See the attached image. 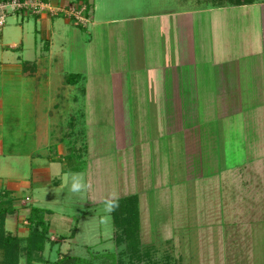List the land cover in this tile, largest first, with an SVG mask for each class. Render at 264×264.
Instances as JSON below:
<instances>
[{
	"label": "rangeland",
	"instance_id": "obj_1",
	"mask_svg": "<svg viewBox=\"0 0 264 264\" xmlns=\"http://www.w3.org/2000/svg\"><path fill=\"white\" fill-rule=\"evenodd\" d=\"M93 3L97 7L93 18L121 19V23L117 21L108 25L107 30L114 36L113 31L121 28V38L127 43L145 44L147 61L156 59L159 53L158 47L151 45H160V50L164 48L165 24L170 29L167 39L174 36L177 41L179 38L188 41L190 34V40L195 44V65L193 68L190 65L192 69L189 72L197 83L195 101L190 100V92L173 96L170 104L176 109L175 106H182L183 101L182 109L187 114V104L196 103L201 124L198 152L202 156V167L196 169L201 170L203 176L196 178L194 172L190 177L187 175L181 135L175 134L172 144L169 143L170 138H164L167 144H158L163 145L161 153L153 150V144L136 142L137 131L145 130L146 124L150 125L148 119L152 120L159 112L156 106L151 108L150 104L147 107L149 96L145 89V74L150 62L121 64L124 72L129 68V73L135 72V79L141 77L139 86L134 87V95L127 96L130 105L129 110L124 112L135 137L131 136L132 142L123 147L121 108L117 105L122 99L116 77L118 63H107L105 58L103 61L95 59V63L93 57L87 56L88 48H84V44L64 47L67 48L66 52L57 55V60L48 66L42 64V68L47 69L46 74L39 73L33 81L35 84L22 86L24 96L19 95V79H5L11 83L6 84L11 86L7 92L17 90L19 93L14 92L15 98L12 99L21 118L20 124L11 125L12 128L6 130L8 133L14 131V137L18 140L10 138L7 141L5 131V152L8 146L13 145L15 153L34 152L53 157L61 133L66 128L73 132L71 138H66L68 142L64 139L71 150L63 158L66 173L62 179L63 186L48 188L40 193L42 206H34L42 210L37 215L34 213V217L42 216L49 230L54 226L55 234L48 230L49 243L43 254L45 262L32 264H52L66 254L88 264H112V255L118 257L123 248L117 247L113 238L115 230L110 216L111 202L133 193L138 194L140 199L141 236L143 244L148 247V250L144 248L143 252L147 253L137 264H264V219L261 220L264 211L261 212L259 207L262 204L264 210V203L258 196L252 199L250 208L252 212L255 211L253 220L248 218L250 215L246 212L239 209L234 211L229 205L222 207L225 217L220 219L215 207L219 196L214 190V184L218 187L215 176L219 177L217 173L220 168L224 172L226 154L230 156L231 152L227 117L222 113L224 119L219 120V106L222 112L228 108L231 110V106H240L242 112L237 114L240 117L242 113L241 127L247 139L240 143L245 160L248 162L261 156L260 161H264V95L250 93L258 76L255 77L259 67L257 64L264 57L263 47H260L264 39V30L258 22L260 9L228 8L208 13L204 9L209 6L197 0H94ZM196 9L200 13L192 15L191 20L179 15ZM166 14H174V17H168L165 23L162 18ZM175 14L179 16L175 17ZM17 18L8 17L0 29V62L5 61L10 65L16 64V57L26 59L29 54H34L35 58L39 56L37 49L29 54L24 53L32 41L38 45L34 29L39 30V27L35 26V17L30 16L23 21V33L15 27L22 25L17 23ZM185 23L189 26L188 31L175 37L176 30L173 29L179 26L182 29ZM22 37L24 42L21 46ZM80 39L85 43L84 33H81ZM13 41L18 42L21 50L7 48ZM36 65H41L38 58ZM237 71L239 88L233 90L237 94L226 96L227 77L224 75L231 72L235 76ZM75 72L86 76V97L78 92L81 84L71 89L65 87L66 78ZM2 75L5 77L7 74ZM129 80H132L131 76ZM217 84L221 85L220 88H217ZM4 88L0 83V92ZM223 91L225 95L218 96V92ZM0 97L6 102V96ZM71 97L77 99L72 110ZM231 98L235 100V105L231 103ZM161 104L162 100L158 99L157 105ZM171 106H167V113L174 112ZM236 119L239 123L240 118ZM68 122L69 126H66ZM85 130L88 131L86 142L79 134ZM236 159L233 158L231 163L241 166L242 157ZM262 169L256 166L255 170L260 175ZM24 171L25 165L19 168L20 174ZM223 178H226V174ZM243 178L245 180V176ZM3 183L4 179H0L1 186ZM203 188L206 198L202 195ZM231 194L227 198L224 193V198L231 199ZM31 195L28 194L29 197ZM4 200L6 198H0V201ZM16 214L7 216L6 230L19 238H26L29 230H32L27 220L29 210L26 218H16ZM219 222L220 229L217 227ZM72 233L74 237H71ZM19 264H26L23 252L19 255Z\"/></svg>",
	"mask_w": 264,
	"mask_h": 264
},
{
	"label": "crops",
	"instance_id": "obj_2",
	"mask_svg": "<svg viewBox=\"0 0 264 264\" xmlns=\"http://www.w3.org/2000/svg\"><path fill=\"white\" fill-rule=\"evenodd\" d=\"M50 4V6L53 9L56 8H62L68 5L73 6H79L81 3L85 2L89 6V12H90V18H91V24L84 28L80 26H75L73 22L69 21L66 17H64L62 14H57L55 16H52L49 13H44L41 16H34L35 17V26L37 25L39 27V30L37 28L34 29V33H36V37L38 38V45L37 42L32 41L31 45H28L25 54H29L30 52H35L36 49L38 51L39 56L36 58L33 57V55H28V58L22 59L20 57L15 58V63L10 65L8 62L2 61L0 62V83L3 85V88L6 86V84L11 85L10 81L7 80H13L19 79L17 82L18 85L24 87L26 84L33 83L35 80V77L41 73L46 74L45 68H42V64H48L52 61L57 60V55H60L64 52H66V49L68 47H71L73 45L78 44H84V48H88L89 57H93L92 61L95 59H101L99 61H103L104 58L106 59L107 63H118V72H117V84L119 88L121 89V103L117 104L121 108V144L123 147H126L127 143H131L132 139L131 136L135 137V132H131L130 128V122L127 120V115L124 114V112H127L129 110V103L130 99L127 98L129 95H134L135 85L139 86L141 77L135 79L134 73H129V68L127 72H124L123 67L121 64H129L132 62H150V65L146 70L145 74V89L146 93L149 96V104H147V107L152 108L153 106H156V109L159 108V112L153 117L152 120L148 119V122L150 125H147V128L145 130L137 131L136 133V142L137 143H150L153 144V150L156 153H161L163 151V145H158L159 143L167 144V141L164 140V138H170L169 143L172 144L174 142V136L175 134L181 135L183 140V157L185 160V167H186V173L190 177V175H194L196 178L202 177V171L198 170V166L202 167L201 159L202 156L198 152V142H199V132H200V117L198 115L196 103L187 104L186 112L187 114H184V103L182 101V106H175L173 108L171 106L170 102L173 100V96H182L185 94H191L189 96L190 100L195 101V88L197 86L195 77H193V74H189L190 69H192L195 65V59L194 57V42L193 40H190V34L188 36V41H185L182 38H179L177 41L176 38L174 39V36L166 38L167 34L169 33L170 29L167 24H165V27H163V47L162 50L159 49L161 47L160 45H151L158 47L159 53L156 55V59H148L145 55L146 51L145 44H135L131 45L129 42L127 43L126 40L121 38V28H118L114 32V36L111 35V31L107 30V26L110 24H113V22H120V20H104L99 19L95 20L93 18L94 13L96 12L97 7L94 6L93 1L94 0H44ZM200 2H203V4H206L209 6L208 8L204 9L205 12L208 13H214V11H221L228 8H247V7H258L259 10V19L258 22L262 26L264 25V0H257L256 3L251 5H243V6H231V5H223V6H213L211 3L205 1V0H197ZM207 2V3H206ZM200 4V3H199ZM202 4V3H201ZM199 14V9L193 10V11H187L185 13H181L180 17L186 18V20H191L192 15ZM178 14H175V17L179 16ZM30 17V16H29ZM165 18H162L164 22L166 23V20L168 17H174V14H166L164 16ZM28 17H20L17 18V23L20 22V24L23 23L24 20H26ZM118 21V22H117ZM17 24V29L20 32H25L23 29L24 24L19 25ZM192 24H190L191 26ZM188 24L185 23L182 26H179L178 28H175L173 30L175 31V37L178 36V34L181 35V32L188 31ZM109 29V28H108ZM120 29V30H119ZM161 32L162 29L160 28ZM81 33L85 34V43L81 42L80 36ZM160 35V33H159ZM157 35V36H159ZM264 38V32L262 33ZM87 36V41H86ZM150 38H152L150 36ZM1 39V34H0ZM74 40V43H73ZM114 44L112 43V41ZM24 42V39L22 37L21 39V46ZM148 43H150L149 40H147ZM264 39L260 42L261 46L264 50ZM137 43V42H136ZM18 42L13 41L11 45H9L7 48L12 51L21 50L20 47H18ZM64 49V47H66ZM138 46V47H137ZM23 48V47H22ZM23 53V51H21ZM264 52V51H263ZM97 58H94V57ZM110 56L117 57L116 59L110 58ZM135 57V59L132 60V57ZM37 58L39 62L41 63L40 67L36 65ZM264 57L261 58V61L258 62V72L255 74H258L256 77L255 83L252 85V91L250 92L252 95H264ZM17 60V61H16ZM155 61V62H154ZM261 62H263V65H260ZM97 63V61L95 62ZM155 63L158 65L155 66ZM146 63H144L145 65ZM154 64V65H153ZM192 66V68L190 67ZM46 71V72H45ZM232 72V71H231ZM229 72L225 73L224 77L226 78L225 87H227L228 91L226 92V96H235L237 94L234 92L235 89L239 88V85L237 83L238 80V71L232 74ZM260 72V73H259ZM7 74L2 75V74ZM67 75V74H66ZM71 76H76L78 79H73L72 82L68 83L69 78H66L65 87H69L71 89L72 87H76V85L81 84V88L78 91L83 97H86V89H87V80L85 79L86 76H82L81 74L75 72ZM129 76H131V81L129 80ZM221 76V75H220ZM47 78V77H46ZM136 80V82L134 81ZM12 81V82H13ZM224 85V84H223ZM19 86V92L17 90H11L9 92L8 89L11 86H6V88L2 89L0 92V95L6 96V102L3 101V99L0 97V179H4L3 186L0 184V198H3L4 196L3 192L8 193L7 198L12 200V205L14 206L15 212L12 214H16V218H26V213L32 208H34L35 205L42 206L41 200H40V193L42 194L45 190L49 188L50 189H57L61 188L63 186V178L66 175L63 170V158L67 156V151L71 150V148H67L66 143L68 140L67 137H70L73 135V132H71L69 129H65L58 139V144L56 146V154L53 157H48L44 155H38L37 153H15L14 146L12 145L10 148L8 146V150L5 152L4 150V142H5V131L9 128H12L11 125H17L20 124L21 118L18 117V113L16 110V103L15 100L12 98H15L14 92L18 93L20 96H24L25 90L20 88ZM221 85L217 84V88H220ZM234 86V87H233ZM251 87V86H247ZM223 88V87H222ZM68 89V88H67ZM194 89V90H193ZM250 89V88H249ZM234 90V91H233ZM5 92V93H4ZM225 95V91L218 92V96ZM159 96V97H158ZM154 97V99H152ZM157 97V98H156ZM222 99V97H220ZM158 99L162 100L161 105H157ZM77 99L74 97H71L70 99V109L72 110V107L75 106ZM226 100V99H225ZM230 100V99H229ZM231 103L235 100L231 98ZM7 103V104H6ZM229 104V103H228ZM233 105L236 103L233 102ZM171 106L172 110L174 112L167 113V106ZM186 105V104H185ZM85 106V104L83 105ZM83 111H85L83 109ZM218 118L219 120L224 119V117H227L226 120L227 126L230 129L228 130L227 136H229V144L231 145V152L230 156L226 154L225 162H226V169H224V172H222L221 168L219 172L217 173L219 177L215 176L217 178V185L214 184V190L218 192V199H216L215 207L217 210L218 217L224 218L222 207L224 205H229L233 208V210L238 211L237 209L241 210L242 212H246L248 215H250L248 218L253 220V213L252 212V199H254L255 196H258L259 200L264 203V161L261 162V156H258L254 158L255 160L248 162L245 160V153L242 147V144L245 140L246 134L244 133L242 127H241V120L243 119L242 113L240 117L237 113L242 112L240 106L236 108H232L229 110H224L222 112V107H218ZM223 113V116H222ZM170 114V115H168ZM236 118H240V122L238 123ZM70 122V121H69ZM69 122L66 124V126H69ZM85 125V123H84ZM72 126V125H70ZM150 127V129H149ZM84 128H87V126H84ZM241 130V131H240ZM140 132V133H139ZM11 134V137H10ZM14 131H11L8 133L6 131L7 141L13 139V141L18 140V138L14 137ZM81 136L83 137V141H87L86 135H88V131H82L79 132ZM197 134V137H196ZM238 135V136H237ZM148 136V137H147ZM241 140H240V138ZM71 138V137H70ZM64 139L67 140V142L64 141ZM164 141V142H163ZM71 142V140L69 141ZM168 149V147H167ZM165 152V151H164ZM163 152V153H164ZM242 157L243 162L240 166L239 164H232L233 158L237 160L236 158ZM264 160V158H263ZM255 162V163H254ZM229 164L231 166H229ZM262 164V165H261ZM26 167V171L23 172V174H20L19 168L24 166ZM256 166H260L262 169L261 174L259 175L256 172ZM194 172V173H193ZM198 172V173H197ZM238 172H242L245 174V180L242 182L241 176ZM160 173V172H159ZM224 174H226V178L224 179ZM240 176V179H239ZM263 178V180H262ZM61 179V180H60ZM237 180V182H236ZM245 182V183H244ZM39 191V192H37ZM205 188L202 189V195L206 198V195L204 194ZM232 192V194H231ZM32 193L31 197L28 196V194ZM227 195L231 199H225L224 198ZM131 195H136L138 198V203L140 202L139 196L136 193H133ZM210 194L207 195L209 197ZM233 196V197H232ZM6 198V199H7ZM28 199V200H27ZM205 202V200H204ZM261 204V203H260ZM37 206V207H38ZM251 207V208H250ZM260 207L261 212L264 211L262 208V204ZM259 209V208H258ZM139 210H140V204H139ZM15 216V215H14ZM53 216V215H52ZM233 216V215H230ZM9 217V216H8ZM7 217V219H8ZM5 221V229H6V222ZM259 218H257L258 220ZM264 219V212L261 215V220ZM140 220H141V211H140ZM141 222V221H140ZM223 223V221H222ZM221 226V222L218 223L217 227ZM216 227V228H217ZM50 233L55 234V230L53 229L54 226H51ZM7 231V230H6ZM9 232V231H7Z\"/></svg>",
	"mask_w": 264,
	"mask_h": 264
},
{
	"label": "trees",
	"instance_id": "obj_3",
	"mask_svg": "<svg viewBox=\"0 0 264 264\" xmlns=\"http://www.w3.org/2000/svg\"><path fill=\"white\" fill-rule=\"evenodd\" d=\"M213 6H243L256 3L257 0H205ZM259 1V0H258ZM206 2V3H207ZM89 9V6H88ZM73 79H78L76 76L69 78V83ZM239 175L245 176L244 173L238 172ZM243 176L242 182L244 181ZM246 177V176H245ZM245 183V182H244ZM8 193L4 196L7 198ZM5 198V197H4ZM12 200L6 199L0 201V264H19V255L24 253L26 264L33 262L43 263V254L46 245L49 243V225L44 221V218L34 217L39 214L40 210L32 208L27 218L30 224L29 235L26 238H19L5 229V221L8 215L15 212L12 207ZM35 213V214H34ZM43 215L44 212H43ZM110 216L112 219L114 232V241L117 247H122L121 254L116 257L112 255V264H137L144 258L148 247L142 242L141 236V220L138 198L136 195L122 196L111 202ZM71 237H74L72 233ZM145 248V249H144ZM148 250V249H147ZM47 261V260H46ZM47 263V262H46ZM52 264H88L84 260L70 255H63L60 259Z\"/></svg>",
	"mask_w": 264,
	"mask_h": 264
},
{
	"label": "built area",
	"instance_id": "obj_4",
	"mask_svg": "<svg viewBox=\"0 0 264 264\" xmlns=\"http://www.w3.org/2000/svg\"><path fill=\"white\" fill-rule=\"evenodd\" d=\"M49 13L52 16L62 14L75 26L88 27L91 24L88 4L83 2L79 6L68 5L62 8L53 9L44 0H0V29L4 27L10 16L29 17L41 16Z\"/></svg>",
	"mask_w": 264,
	"mask_h": 264
}]
</instances>
